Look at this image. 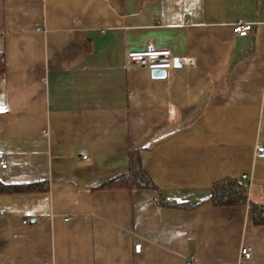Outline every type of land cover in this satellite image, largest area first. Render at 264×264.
Segmentation results:
<instances>
[{
	"label": "crops",
	"instance_id": "1",
	"mask_svg": "<svg viewBox=\"0 0 264 264\" xmlns=\"http://www.w3.org/2000/svg\"><path fill=\"white\" fill-rule=\"evenodd\" d=\"M150 39L194 65L127 64ZM258 143L264 0H0V181L41 183L0 191V264H264L252 207L207 201L248 173L264 205ZM139 149L158 192L108 187Z\"/></svg>",
	"mask_w": 264,
	"mask_h": 264
},
{
	"label": "trees",
	"instance_id": "2",
	"mask_svg": "<svg viewBox=\"0 0 264 264\" xmlns=\"http://www.w3.org/2000/svg\"><path fill=\"white\" fill-rule=\"evenodd\" d=\"M129 170L123 175L114 177L108 182V187L122 188L135 190L140 188H146L156 190L158 192V186L154 180H152L150 174L145 170L142 165V151L132 150L129 155ZM41 183L32 184H4L0 181L1 192H25L31 190H39ZM248 184L244 181H240L234 178L226 177L213 183L211 188V195L207 201L213 203L216 206L226 205H241L248 203L252 207L253 220L255 224L264 225V205L258 203L248 202ZM159 203L168 204L163 196L157 198ZM174 206L189 207L186 204H172Z\"/></svg>",
	"mask_w": 264,
	"mask_h": 264
},
{
	"label": "built area",
	"instance_id": "3",
	"mask_svg": "<svg viewBox=\"0 0 264 264\" xmlns=\"http://www.w3.org/2000/svg\"><path fill=\"white\" fill-rule=\"evenodd\" d=\"M254 28L253 22L239 21L234 25V33L246 37L250 35V31ZM175 60L179 64L185 66L194 65V57L187 55L175 56L170 48L158 47L153 40H147L142 48L136 50H128L126 54L127 64H139L149 70L153 69H171L175 66ZM256 155L260 158H264V143H258L255 146ZM0 166L6 168L8 166L7 161L3 158L0 159ZM251 177L248 173H243L241 175L240 181L246 182L248 185ZM264 189V187H263ZM142 242L139 240L135 244V251L140 252ZM253 255V249L250 246L244 245L241 251L240 263L245 262L250 259ZM195 260V256L191 255L188 261L192 262Z\"/></svg>",
	"mask_w": 264,
	"mask_h": 264
},
{
	"label": "water",
	"instance_id": "4",
	"mask_svg": "<svg viewBox=\"0 0 264 264\" xmlns=\"http://www.w3.org/2000/svg\"><path fill=\"white\" fill-rule=\"evenodd\" d=\"M175 65H179L178 61L175 60L174 62ZM152 73L156 77H164L166 73V69H153Z\"/></svg>",
	"mask_w": 264,
	"mask_h": 264
}]
</instances>
